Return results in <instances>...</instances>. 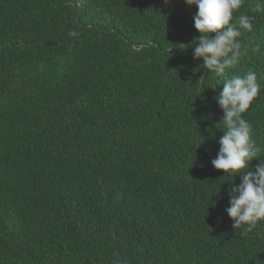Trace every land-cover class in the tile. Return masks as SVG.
Masks as SVG:
<instances>
[{"label":"trees","instance_id":"obj_1","mask_svg":"<svg viewBox=\"0 0 264 264\" xmlns=\"http://www.w3.org/2000/svg\"><path fill=\"white\" fill-rule=\"evenodd\" d=\"M197 10L0 0V264H264V221L233 228L240 176L211 163L215 98L249 71L262 87L242 115L264 157V0L233 12L252 30L220 77L193 58Z\"/></svg>","mask_w":264,"mask_h":264},{"label":"clouds","instance_id":"obj_2","mask_svg":"<svg viewBox=\"0 0 264 264\" xmlns=\"http://www.w3.org/2000/svg\"><path fill=\"white\" fill-rule=\"evenodd\" d=\"M188 6L195 5L194 27L201 33L193 43V58H202L204 69L217 77L236 65L242 55L241 29L251 31L248 16L239 17V24L232 23L233 12L239 9L243 0H184ZM165 5L171 0H164ZM69 36H77L71 31ZM203 77V76H202ZM223 90L215 99L223 110L222 120L226 131L219 138V151L212 159V165L224 170L225 175H239L241 182L232 184L229 192V207L225 209L233 221V228L245 225L242 234L251 232L259 222L264 221V157L252 139V125L242 115L259 95L262 85L255 72L233 75L224 80ZM260 158L254 166L252 161ZM224 175V176H225Z\"/></svg>","mask_w":264,"mask_h":264}]
</instances>
